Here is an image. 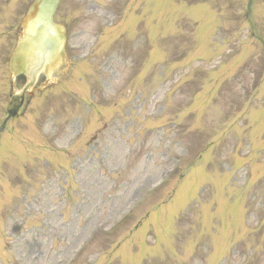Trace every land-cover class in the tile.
<instances>
[{
    "label": "rangeland",
    "instance_id": "1",
    "mask_svg": "<svg viewBox=\"0 0 264 264\" xmlns=\"http://www.w3.org/2000/svg\"><path fill=\"white\" fill-rule=\"evenodd\" d=\"M31 1L0 9V122ZM89 1L59 10L86 29L71 70L2 135L0 264H264V47L248 0ZM104 6L121 25H100ZM152 16L164 32L149 43ZM252 17L264 38V0Z\"/></svg>",
    "mask_w": 264,
    "mask_h": 264
},
{
    "label": "water",
    "instance_id": "2",
    "mask_svg": "<svg viewBox=\"0 0 264 264\" xmlns=\"http://www.w3.org/2000/svg\"><path fill=\"white\" fill-rule=\"evenodd\" d=\"M59 0H36L24 21L25 32L21 36L14 54L16 71L24 68L30 88L40 70H50L60 60V48L65 33L53 22ZM16 103H12V107ZM11 112V111H10Z\"/></svg>",
    "mask_w": 264,
    "mask_h": 264
}]
</instances>
